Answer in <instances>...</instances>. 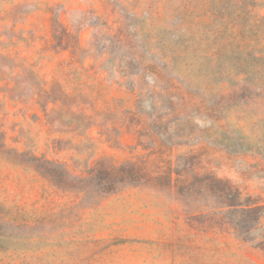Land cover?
Segmentation results:
<instances>
[{
    "label": "rangeland",
    "instance_id": "obj_1",
    "mask_svg": "<svg viewBox=\"0 0 264 264\" xmlns=\"http://www.w3.org/2000/svg\"><path fill=\"white\" fill-rule=\"evenodd\" d=\"M0 264H264V0H0Z\"/></svg>",
    "mask_w": 264,
    "mask_h": 264
},
{
    "label": "trees",
    "instance_id": "obj_2",
    "mask_svg": "<svg viewBox=\"0 0 264 264\" xmlns=\"http://www.w3.org/2000/svg\"><path fill=\"white\" fill-rule=\"evenodd\" d=\"M151 72L153 73V75H155V76H159V75L162 74V69H160L159 66H153V69H152ZM129 74H131V73H129ZM257 208H258V207L252 208V210H255V209H257ZM246 209H248V208H241V211H244V210H246Z\"/></svg>",
    "mask_w": 264,
    "mask_h": 264
}]
</instances>
